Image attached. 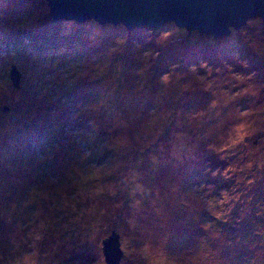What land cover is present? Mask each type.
<instances>
[{"label": "rangeland", "instance_id": "rangeland-1", "mask_svg": "<svg viewBox=\"0 0 264 264\" xmlns=\"http://www.w3.org/2000/svg\"><path fill=\"white\" fill-rule=\"evenodd\" d=\"M233 30L0 0V264H107L114 231L119 264H264V22Z\"/></svg>", "mask_w": 264, "mask_h": 264}, {"label": "water", "instance_id": "water-1", "mask_svg": "<svg viewBox=\"0 0 264 264\" xmlns=\"http://www.w3.org/2000/svg\"><path fill=\"white\" fill-rule=\"evenodd\" d=\"M56 20L100 24H123L136 27L160 28L174 22L189 31L197 30L214 37L227 36L231 29H240L252 18L264 22V0H47ZM14 86L20 75L11 74ZM107 264H119L123 251L120 236L115 231L103 241Z\"/></svg>", "mask_w": 264, "mask_h": 264}, {"label": "trees", "instance_id": "trees-1", "mask_svg": "<svg viewBox=\"0 0 264 264\" xmlns=\"http://www.w3.org/2000/svg\"><path fill=\"white\" fill-rule=\"evenodd\" d=\"M49 4V3H48ZM50 7V6H49ZM61 21H65V20H63V19H61ZM91 21V20H90ZM95 21V20H94ZM95 22H97V21H95ZM98 23V22H97ZM100 24V23H99ZM101 25H103V24H101ZM165 25V24H164ZM164 25H162L160 28H157V29H161ZM149 28V27H148ZM152 29H154L155 30V28H152ZM132 30V29H131ZM234 30H238V29H234ZM233 30V31H234ZM202 34V33H201ZM202 35H204V34H202Z\"/></svg>", "mask_w": 264, "mask_h": 264}]
</instances>
